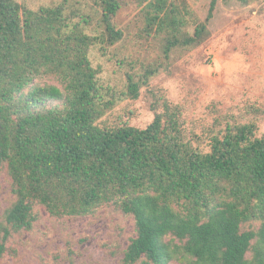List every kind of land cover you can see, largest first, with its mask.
<instances>
[{
    "label": "trees",
    "instance_id": "16d2710c",
    "mask_svg": "<svg viewBox=\"0 0 264 264\" xmlns=\"http://www.w3.org/2000/svg\"><path fill=\"white\" fill-rule=\"evenodd\" d=\"M93 1L86 11L71 0L37 10L0 0V172L15 196L0 214V264L10 237L33 230L39 205L61 218L104 204L134 219L117 264H264V132L242 121L219 129L218 117L205 138L191 134L162 89H150L145 128L107 123L121 93L103 84L91 51L124 39L115 22L122 0ZM137 3L142 31L166 58L211 36L217 0L207 20L187 0ZM158 70L127 73V94L138 99Z\"/></svg>",
    "mask_w": 264,
    "mask_h": 264
},
{
    "label": "rangeland",
    "instance_id": "374dc122",
    "mask_svg": "<svg viewBox=\"0 0 264 264\" xmlns=\"http://www.w3.org/2000/svg\"><path fill=\"white\" fill-rule=\"evenodd\" d=\"M17 1L37 10L63 0ZM71 1L86 11L95 7L93 0ZM187 1L202 20L208 19L213 0ZM115 22L124 39L105 49L96 45L91 51L103 84L121 93L106 116L107 123L145 128L154 118L150 89H162L171 102L182 106L191 134L205 138L218 117L219 129L242 121L254 122L259 133L264 132V0H217L209 19L210 38L169 58L161 41L147 38L142 31L143 6L137 0H122ZM150 65L157 66L158 73L142 86L140 97L132 99L127 94V73L142 75ZM44 81L62 86L56 77ZM14 201L11 178L4 169L0 172V214ZM36 210L40 218L33 230L10 237L1 264H117L135 236L133 217L115 204H104L91 215L61 218L50 215L42 205ZM259 225L252 223L254 229ZM170 264L184 262L175 259Z\"/></svg>",
    "mask_w": 264,
    "mask_h": 264
}]
</instances>
